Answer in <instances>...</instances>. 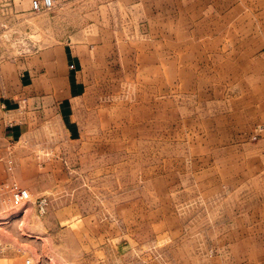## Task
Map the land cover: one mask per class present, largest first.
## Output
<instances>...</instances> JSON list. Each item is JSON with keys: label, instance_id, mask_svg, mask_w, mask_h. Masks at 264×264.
<instances>
[{"label": "rangeland", "instance_id": "374dc122", "mask_svg": "<svg viewBox=\"0 0 264 264\" xmlns=\"http://www.w3.org/2000/svg\"><path fill=\"white\" fill-rule=\"evenodd\" d=\"M54 1L0 0V64L81 60L0 146V264H264V0Z\"/></svg>", "mask_w": 264, "mask_h": 264}, {"label": "crops", "instance_id": "0c3cea01", "mask_svg": "<svg viewBox=\"0 0 264 264\" xmlns=\"http://www.w3.org/2000/svg\"><path fill=\"white\" fill-rule=\"evenodd\" d=\"M70 50L67 51L66 60L64 63L61 62L62 67H59L60 71L57 73L50 51H45L32 59L23 73L19 71L21 63L16 60L0 64V146L3 150L17 142V132L23 127L17 114L22 101L30 103L32 99L37 101L41 97L44 102L51 104L59 102L61 109L67 104V100L70 102L71 84L79 86L78 81H72V77L81 65L80 58ZM70 64L75 65L73 71L69 68Z\"/></svg>", "mask_w": 264, "mask_h": 264}, {"label": "built area", "instance_id": "2783aa9c", "mask_svg": "<svg viewBox=\"0 0 264 264\" xmlns=\"http://www.w3.org/2000/svg\"><path fill=\"white\" fill-rule=\"evenodd\" d=\"M54 0H33L32 10L35 12H47L51 11L54 8ZM1 161V159H0ZM12 160H8L9 169H12ZM12 191V202L14 207L24 205L27 201H29L30 193L27 189L20 187L17 183H13L11 185ZM37 206L39 212L44 214L46 212V208L48 206V201L46 198H41L37 200ZM19 211H23L19 209ZM10 246L7 243H0V261L3 256L9 251ZM27 264H49L48 262H36L33 259H28Z\"/></svg>", "mask_w": 264, "mask_h": 264}]
</instances>
